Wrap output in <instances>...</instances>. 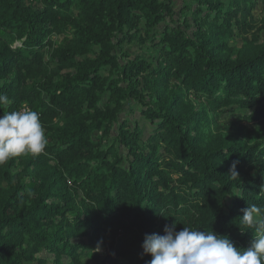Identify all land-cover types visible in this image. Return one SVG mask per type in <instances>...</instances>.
<instances>
[{
	"label": "trees",
	"instance_id": "obj_1",
	"mask_svg": "<svg viewBox=\"0 0 264 264\" xmlns=\"http://www.w3.org/2000/svg\"><path fill=\"white\" fill-rule=\"evenodd\" d=\"M175 2L0 0V115L27 104L48 140L0 165V264H146L145 234L176 219L240 248L264 234L242 222L264 219V43L228 42L264 0ZM238 108L262 137L209 144L208 111Z\"/></svg>",
	"mask_w": 264,
	"mask_h": 264
},
{
	"label": "clouds",
	"instance_id": "obj_2",
	"mask_svg": "<svg viewBox=\"0 0 264 264\" xmlns=\"http://www.w3.org/2000/svg\"><path fill=\"white\" fill-rule=\"evenodd\" d=\"M10 103L6 94H0V109ZM47 144L38 112L24 109L0 115V165L22 155H39ZM242 211V222L249 228L264 225L261 209L255 205ZM177 222L176 219L171 225L166 224L163 235L145 234L143 254L152 257L146 264H264V234L256 236L248 247L240 248L212 230L201 231L184 225L176 231Z\"/></svg>",
	"mask_w": 264,
	"mask_h": 264
},
{
	"label": "rangeland",
	"instance_id": "obj_3",
	"mask_svg": "<svg viewBox=\"0 0 264 264\" xmlns=\"http://www.w3.org/2000/svg\"><path fill=\"white\" fill-rule=\"evenodd\" d=\"M188 4H194V0H176L175 2V8L176 10L180 9L183 5V3ZM256 16L258 18V22L250 33L248 35L241 34L238 31H235L230 37H229V45L233 47L236 51L238 49L243 48V46H246L247 44L255 43V46L258 44L264 43V9H262L260 6H257L255 9ZM56 41H61V37H54ZM130 52H133L138 49V45L134 47H130L127 45L125 47ZM192 101H195L196 108H201L202 106L205 107L204 103H200L199 100L195 98V96L191 95L189 97ZM209 114H212V127H213V133L210 136L209 144L217 143L219 141H228L233 142V139H237L236 141H245L249 144L254 143L257 139H260L262 134L257 133H251V130L254 129L252 125H250L247 121L242 120V116L250 111L244 110V109H236L234 111H229L220 115H213L212 112L208 111ZM126 118V114H123ZM127 118L131 122H133L135 119H138L143 125L144 128L147 127V122L144 121L143 118L139 115V113L135 116L128 113ZM242 126L246 127V130L242 129ZM111 139H107L104 144H110ZM103 250H99L94 254L92 257H88L81 264H96L100 262L103 259ZM39 259L36 261H25L24 264H56L55 261V254L49 253V252H42L37 256ZM70 258L64 256L62 258V264H69Z\"/></svg>",
	"mask_w": 264,
	"mask_h": 264
},
{
	"label": "built area",
	"instance_id": "obj_4",
	"mask_svg": "<svg viewBox=\"0 0 264 264\" xmlns=\"http://www.w3.org/2000/svg\"><path fill=\"white\" fill-rule=\"evenodd\" d=\"M24 109H28V110H31V108L27 105V104H24L20 110H24Z\"/></svg>",
	"mask_w": 264,
	"mask_h": 264
}]
</instances>
